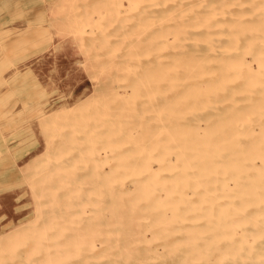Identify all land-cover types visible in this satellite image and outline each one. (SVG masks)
<instances>
[{"label":"bare ground","instance_id":"6f19581e","mask_svg":"<svg viewBox=\"0 0 264 264\" xmlns=\"http://www.w3.org/2000/svg\"><path fill=\"white\" fill-rule=\"evenodd\" d=\"M40 3L0 8V264H264V0Z\"/></svg>","mask_w":264,"mask_h":264},{"label":"rangeland","instance_id":"374dc122","mask_svg":"<svg viewBox=\"0 0 264 264\" xmlns=\"http://www.w3.org/2000/svg\"><path fill=\"white\" fill-rule=\"evenodd\" d=\"M41 1L42 0H13V1L4 0V2H5L4 3L3 0H0V8H2L1 10L3 13H7V14L14 13V15H16L15 13L19 12V13L24 14L25 10H29L28 12H32V9H34V7L37 8V6L41 4L40 3ZM17 7L24 8V9L23 10L22 9L17 10ZM8 9H9V11H8ZM23 17L25 18V16L21 15L19 18L22 19ZM26 17H28V16H26ZM4 211H6V210H3L0 207V235L2 234V231L4 229H6L7 227H10V226H12V224L16 223V221H15L16 218H13L12 216H9V215L7 216L6 215L7 212L3 213ZM8 222H9V224H7ZM4 224H6V225L3 227ZM1 259L2 258H1V254H0V261H1Z\"/></svg>","mask_w":264,"mask_h":264}]
</instances>
